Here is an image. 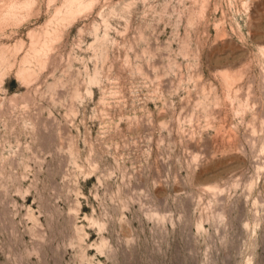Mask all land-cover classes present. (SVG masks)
<instances>
[{
    "label": "rangeland",
    "instance_id": "1",
    "mask_svg": "<svg viewBox=\"0 0 264 264\" xmlns=\"http://www.w3.org/2000/svg\"><path fill=\"white\" fill-rule=\"evenodd\" d=\"M0 264H264V0H0Z\"/></svg>",
    "mask_w": 264,
    "mask_h": 264
}]
</instances>
